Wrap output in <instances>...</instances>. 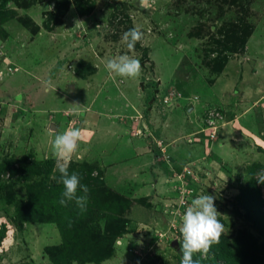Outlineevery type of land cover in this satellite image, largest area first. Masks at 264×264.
Here are the masks:
<instances>
[{
  "label": "rangeland",
  "instance_id": "rangeland-1",
  "mask_svg": "<svg viewBox=\"0 0 264 264\" xmlns=\"http://www.w3.org/2000/svg\"><path fill=\"white\" fill-rule=\"evenodd\" d=\"M133 27L143 38L129 50ZM123 54L141 61L138 77L106 70ZM69 127L83 131L68 170L84 167L128 202V233L102 264H180L181 216L200 194L215 197L224 232L193 259L231 264L213 246L264 237L242 204L258 193L264 213L254 166H264V0H10L0 162L49 160L48 179L60 177L52 142ZM24 187L0 176V264H51L43 251L60 243L56 225L14 216Z\"/></svg>",
  "mask_w": 264,
  "mask_h": 264
},
{
  "label": "trees",
  "instance_id": "trees-1",
  "mask_svg": "<svg viewBox=\"0 0 264 264\" xmlns=\"http://www.w3.org/2000/svg\"><path fill=\"white\" fill-rule=\"evenodd\" d=\"M9 2L10 0H0V10ZM256 165L264 168L254 164ZM81 167L78 170L71 167L72 171L69 172L80 173L81 183L89 188V198L84 210L77 208L74 201L69 202L66 207L59 204L64 188L58 183V176L48 179L52 170V162L49 160L31 162L27 156H22L10 157L0 162V176L7 174L10 188L14 178L24 181L27 200H16L14 216L22 222H51L56 225L60 243L45 247L43 251L51 264H101L113 255L115 239L128 233V219L124 216L128 202L121 201L118 195L106 189L101 180H98L100 176L92 179L90 175H83L82 172H86ZM246 193L247 202H242L243 209L249 215H254L252 220L257 229L259 226L264 228L263 207L258 193L255 196L248 191ZM77 194L83 193L78 191ZM247 237L254 244L242 238L234 244L220 242L211 250L214 252L218 249L219 257L230 259L231 264H236L233 257L238 254H241V264H247L244 260L246 256L249 257L248 264H264V237L260 243L250 235Z\"/></svg>",
  "mask_w": 264,
  "mask_h": 264
},
{
  "label": "clouds",
  "instance_id": "clouds-1",
  "mask_svg": "<svg viewBox=\"0 0 264 264\" xmlns=\"http://www.w3.org/2000/svg\"><path fill=\"white\" fill-rule=\"evenodd\" d=\"M52 10L51 6L49 7ZM143 33L133 27L125 31L122 40L129 50H133L137 42L141 41ZM109 74L124 78H136L142 70L141 61L132 58L128 54L114 56L107 60L105 64ZM46 86H51L47 82ZM82 129L69 127L62 133H57L52 142L53 155L56 157V168L60 174L58 183L63 185L59 199L61 206H67L69 202H75L77 208L84 210L89 198V188L81 183V175L78 172H69V165L72 155L78 150L82 140ZM256 179L264 183V169L256 173ZM82 192V195L77 193ZM215 197L210 194H200L192 199L186 210L181 216L180 232L182 242H180V252L182 254L180 264H199L193 259L196 253L206 254L214 243H218L224 225L218 219Z\"/></svg>",
  "mask_w": 264,
  "mask_h": 264
},
{
  "label": "water",
  "instance_id": "water-1",
  "mask_svg": "<svg viewBox=\"0 0 264 264\" xmlns=\"http://www.w3.org/2000/svg\"><path fill=\"white\" fill-rule=\"evenodd\" d=\"M190 109H191V105H188L186 110L189 111ZM50 129H51V127H50Z\"/></svg>",
  "mask_w": 264,
  "mask_h": 264
},
{
  "label": "crops",
  "instance_id": "crops-1",
  "mask_svg": "<svg viewBox=\"0 0 264 264\" xmlns=\"http://www.w3.org/2000/svg\"><path fill=\"white\" fill-rule=\"evenodd\" d=\"M102 264V263H101Z\"/></svg>",
  "mask_w": 264,
  "mask_h": 264
}]
</instances>
